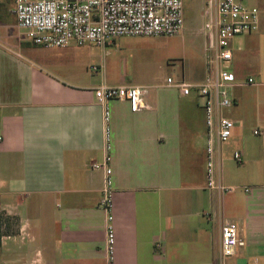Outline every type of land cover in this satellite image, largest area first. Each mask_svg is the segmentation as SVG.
<instances>
[{"label": "crops", "instance_id": "crops-1", "mask_svg": "<svg viewBox=\"0 0 264 264\" xmlns=\"http://www.w3.org/2000/svg\"><path fill=\"white\" fill-rule=\"evenodd\" d=\"M240 2L258 9L259 23L255 33L234 39L231 66L238 83L254 82L232 91L227 111L235 127L228 141L238 145L225 159L220 149L221 163L239 153L240 161L222 174L223 185L239 191L219 196L205 186L202 109L199 122L189 96L145 87L147 108L137 113L124 101L107 103L109 222L100 207L104 171L92 168L106 155L104 107L94 90L141 85L104 74L97 83L84 79L72 60L64 63L68 47L20 38L17 47L3 46L0 212L18 218L19 232L1 238L0 264H107L108 225L112 264H264V0ZM12 8L11 0H0L5 38L17 28ZM224 220L238 225L244 246L222 260Z\"/></svg>", "mask_w": 264, "mask_h": 264}, {"label": "built area", "instance_id": "built-area-1", "mask_svg": "<svg viewBox=\"0 0 264 264\" xmlns=\"http://www.w3.org/2000/svg\"><path fill=\"white\" fill-rule=\"evenodd\" d=\"M16 26L26 31L27 41L44 48H65L70 44L82 46L93 43L105 47L123 37L176 36L183 28V0H11ZM201 33L204 43L205 76L198 84L166 79L168 87L188 97L195 93L202 100L204 140V178L208 190L222 196L235 191L222 184L221 145L232 136L235 122L223 115L234 106L232 91L238 86L253 84L252 78L238 83L232 71L233 41L237 37L258 30L259 11L242 4L240 0H207L204 3ZM239 50V48H237ZM92 73L100 67L90 68ZM147 89L142 86L112 87L101 85L94 90L97 103L104 107V138L106 155L102 163H93V169L104 171V184L100 207L111 220L112 177L109 167V111L112 100L127 103L131 113L147 108L144 102ZM257 135V131H253ZM233 159L240 161L238 152ZM114 235L107 226V264H112ZM237 224L224 220L220 227L221 259L235 254L243 247Z\"/></svg>", "mask_w": 264, "mask_h": 264}, {"label": "rangeland", "instance_id": "rangeland-1", "mask_svg": "<svg viewBox=\"0 0 264 264\" xmlns=\"http://www.w3.org/2000/svg\"><path fill=\"white\" fill-rule=\"evenodd\" d=\"M202 8V0H183V28L176 36L123 37L104 48L93 43L82 46L70 44L64 50L63 58H66L64 63L69 66L72 60L74 63L72 69L84 79L94 83H97L101 74H104L117 82L131 80L144 87L155 86L160 90V94L172 97L177 89L166 85L167 78H170L174 84L180 82L198 84L202 80L205 69L204 43L207 41L206 36L201 33L204 22ZM7 35L8 37L5 38L3 31L0 30V36H3L0 40V50L3 46L17 47L19 38L27 40L26 31L19 28L11 29ZM93 66L100 67L101 72L92 73L90 68ZM235 89L236 87L233 89L236 92ZM187 99L191 101L196 119L200 122L202 100L195 98L193 94ZM223 115L233 119L232 114L227 110L223 111ZM183 126L186 127L185 121ZM237 145L236 140L233 139L221 145L224 159L227 153L230 154L235 150ZM195 146L201 158L202 142ZM233 165H236L235 161H222L223 176L230 168L233 169ZM231 173L234 174L233 170ZM234 175L235 179H242ZM234 189L239 191L237 187Z\"/></svg>", "mask_w": 264, "mask_h": 264}, {"label": "trees", "instance_id": "trees-1", "mask_svg": "<svg viewBox=\"0 0 264 264\" xmlns=\"http://www.w3.org/2000/svg\"><path fill=\"white\" fill-rule=\"evenodd\" d=\"M19 232V220L15 216H7L0 212V245L3 236L16 235Z\"/></svg>", "mask_w": 264, "mask_h": 264}]
</instances>
